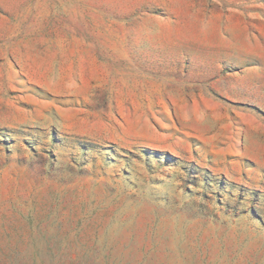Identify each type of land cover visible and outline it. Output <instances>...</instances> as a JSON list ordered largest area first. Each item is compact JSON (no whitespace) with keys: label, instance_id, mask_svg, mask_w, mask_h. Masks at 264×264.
<instances>
[{"label":"rangeland","instance_id":"374dc122","mask_svg":"<svg viewBox=\"0 0 264 264\" xmlns=\"http://www.w3.org/2000/svg\"><path fill=\"white\" fill-rule=\"evenodd\" d=\"M0 264H264V0H0Z\"/></svg>","mask_w":264,"mask_h":264}]
</instances>
